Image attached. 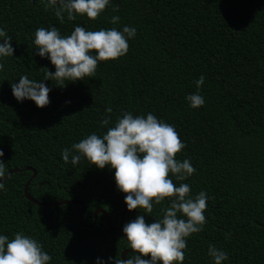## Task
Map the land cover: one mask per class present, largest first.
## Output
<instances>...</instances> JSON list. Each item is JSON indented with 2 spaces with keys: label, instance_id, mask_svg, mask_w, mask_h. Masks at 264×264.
Returning a JSON list of instances; mask_svg holds the SVG:
<instances>
[{
  "label": "trees",
  "instance_id": "obj_1",
  "mask_svg": "<svg viewBox=\"0 0 264 264\" xmlns=\"http://www.w3.org/2000/svg\"><path fill=\"white\" fill-rule=\"evenodd\" d=\"M113 16L120 17L117 24ZM76 26H129L136 35L125 56L100 62L93 77L61 87L45 80L55 67L37 54L35 32L55 27L68 36ZM0 28L14 49L13 56L0 58V160L6 175L36 172L28 187L32 199L83 204L86 225L102 210L118 230L127 205L115 170L83 158L65 163L62 153L93 133L102 137L125 112L151 113L175 128L186 145L176 159L189 160L196 170L184 181L171 173L169 178L176 186L190 185L192 197L201 191L208 196L206 223L187 239L183 264H214L209 246L227 254L223 264H264V0H110L96 21H68L65 14L64 23L40 0H0ZM22 76L50 89L48 106L14 98L11 85ZM197 92L205 103L193 109L186 97ZM31 178V172L13 175L0 189V235L35 239L51 256L49 264H113L132 251L103 215L86 229L79 222L81 206L45 209L25 200ZM168 206L154 205L151 214L134 210L123 224L134 215L154 223Z\"/></svg>",
  "mask_w": 264,
  "mask_h": 264
},
{
  "label": "clouds",
  "instance_id": "obj_2",
  "mask_svg": "<svg viewBox=\"0 0 264 264\" xmlns=\"http://www.w3.org/2000/svg\"><path fill=\"white\" fill-rule=\"evenodd\" d=\"M40 2L44 3L45 10H53L64 23L65 14L68 21L76 20L78 16L96 21L110 0ZM119 20V16H113L111 23L117 24ZM135 35L136 29L129 26L123 27L122 31L116 28L89 31L76 26L68 36H61L55 27L50 30L41 27L35 32L34 44L37 54L48 58L55 67L54 73L47 70L45 80H55L64 87L65 81L75 83L93 77L100 62L115 61L125 56L129 50L128 41ZM0 40H3L0 43V58L13 56L11 37L2 28ZM2 69L3 64H0ZM195 83L199 89L204 77L201 76ZM11 88L18 102L30 100L41 109L49 105L50 89L43 82L22 76L19 83L12 84ZM186 99L193 109L205 103L199 92L188 95ZM111 111V108L106 109L108 113ZM102 124L107 126L109 118L105 117ZM185 147L175 128L153 114L134 117L132 113L125 112L102 137L93 133L75 143L71 151H63L65 163L71 157V163L76 165L83 158L100 170L105 167L114 169L116 186L125 194L129 212L140 209L151 214L154 205L170 202V206L161 209L162 219L148 224L145 216L139 215L123 227L126 248L131 249L133 254L126 260L117 255L113 264H183L187 239L202 231L206 223L204 212L208 201L206 192L201 191L192 197L190 185L181 183L176 186L169 178L171 173L178 181H184L195 173L189 160L181 162L176 159ZM3 155L0 150V158ZM5 176V164L0 160V181ZM0 189H4V183H0ZM208 255L214 264H223L228 259L227 254L215 246H209ZM51 259L41 244L23 233L16 234L11 240L0 235V264H49ZM97 264H100L99 260Z\"/></svg>",
  "mask_w": 264,
  "mask_h": 264
},
{
  "label": "water",
  "instance_id": "obj_3",
  "mask_svg": "<svg viewBox=\"0 0 264 264\" xmlns=\"http://www.w3.org/2000/svg\"><path fill=\"white\" fill-rule=\"evenodd\" d=\"M27 172H31L32 173V178L26 183V185L23 188V196H24L25 200H27L30 203L38 206L39 208H45V209H50V208L58 209L60 207L71 206V205L81 206L83 208V210H82V212H81V214L79 216V222H80L81 227L86 228V229H94L96 227V224H97V221H98L99 216L100 215H103V216H105L107 218L108 227H109V229L112 232H117V233L123 232V227H124L123 222H124L125 216L127 215V213H129L128 209L122 215L120 228L118 230H114V228L110 224V219L107 217V215L102 210H98L95 213V222H94L93 225H86L85 222H84V215L86 213V208H85V206L83 204H80L78 202H63V203L41 204V203L36 202L34 199L31 198L30 194H28V187H29L30 183L33 182L34 179L37 176L36 172L33 171V170H31V169H24V170H19V171L18 170H13V171L9 172L6 175V177L4 178V180L3 181H0V183H4L5 184L13 175L27 173ZM131 213H134V210ZM136 218H137V216L134 215V218H133L132 221H134ZM130 253H132V251H126V252H124L122 254V259L126 260L127 259V256ZM147 259H150V257H148Z\"/></svg>",
  "mask_w": 264,
  "mask_h": 264
}]
</instances>
